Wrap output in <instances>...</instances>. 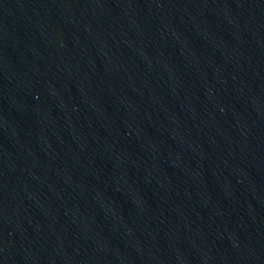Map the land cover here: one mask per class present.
Returning a JSON list of instances; mask_svg holds the SVG:
<instances>
[{"label": "water", "instance_id": "water-1", "mask_svg": "<svg viewBox=\"0 0 264 264\" xmlns=\"http://www.w3.org/2000/svg\"><path fill=\"white\" fill-rule=\"evenodd\" d=\"M78 264H264V0H40Z\"/></svg>", "mask_w": 264, "mask_h": 264}]
</instances>
